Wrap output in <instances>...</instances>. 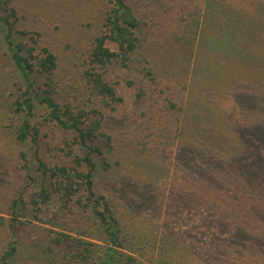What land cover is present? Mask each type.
Listing matches in <instances>:
<instances>
[{"label": "trees", "instance_id": "1", "mask_svg": "<svg viewBox=\"0 0 264 264\" xmlns=\"http://www.w3.org/2000/svg\"><path fill=\"white\" fill-rule=\"evenodd\" d=\"M102 1L83 91L18 27L17 0H0L11 128L41 177L0 215V264H264V0ZM128 89L139 108L121 158L105 113L80 98L114 111ZM67 146L69 162L49 160Z\"/></svg>", "mask_w": 264, "mask_h": 264}, {"label": "rangeland", "instance_id": "2", "mask_svg": "<svg viewBox=\"0 0 264 264\" xmlns=\"http://www.w3.org/2000/svg\"><path fill=\"white\" fill-rule=\"evenodd\" d=\"M19 5V12L21 21L19 28L36 30L41 33L43 42L54 49L59 55L61 64V72L71 79V84H77V88L85 90L81 72L83 69V60L86 58L88 45L94 33L99 30L101 26L103 12L102 0H17ZM1 64H8V68L2 73L0 77V150H5L6 153L3 162L8 164L2 175L9 179V187L3 185L2 188L7 190V198L0 204V215L10 218L12 216L9 197L16 191L22 193L26 198H30L31 192L39 188L41 177L38 176L36 169V161L33 157V152L28 150L31 144L28 142L18 144L15 140V134L11 128V112L10 102L14 98L10 92H13L12 86L13 79L9 78L10 70L9 63L0 58ZM9 87V88H8ZM127 90L125 95V103L121 104L116 110L112 111L101 103L100 100L94 98L93 101H88L86 93H83L80 102L89 110L95 106L105 113V129L111 133L115 142L120 148L119 155L121 158L126 155L127 136H130V123L133 122V114L138 110L139 106L135 102L131 92ZM86 91V90H85ZM19 122V121H17ZM57 132V134H54ZM59 135L58 131L52 132L51 140H56ZM69 147L60 151H52L47 153L50 161L56 162H69L70 157L65 154ZM73 151L76 153L80 150L77 146L72 145ZM28 151V159L31 167L30 174L32 179L28 178L25 172L19 170L21 167L18 154L21 151ZM117 160V159H116ZM115 160V161H116ZM6 166V165H5ZM6 168V167H5ZM30 182V183H29ZM1 193H4L1 190ZM5 195V193H4ZM54 210L52 207L51 211ZM23 211H20V213ZM51 214L46 218H50ZM38 223L40 227H52L49 224ZM46 222V221H44ZM56 224L67 226L62 221H55ZM73 226V225H72ZM68 230V226L66 227ZM70 228V227H69ZM76 231L80 230L75 226ZM6 236H2V242Z\"/></svg>", "mask_w": 264, "mask_h": 264}]
</instances>
